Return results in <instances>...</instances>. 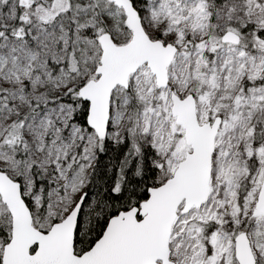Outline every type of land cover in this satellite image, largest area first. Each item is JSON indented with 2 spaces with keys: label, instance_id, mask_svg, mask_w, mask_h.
<instances>
[{
  "label": "snow or ice",
  "instance_id": "obj_1",
  "mask_svg": "<svg viewBox=\"0 0 264 264\" xmlns=\"http://www.w3.org/2000/svg\"><path fill=\"white\" fill-rule=\"evenodd\" d=\"M0 264H264V0H0Z\"/></svg>",
  "mask_w": 264,
  "mask_h": 264
}]
</instances>
